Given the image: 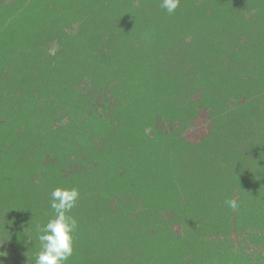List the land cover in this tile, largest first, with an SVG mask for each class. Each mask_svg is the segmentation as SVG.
<instances>
[{"label": "trees", "instance_id": "obj_1", "mask_svg": "<svg viewBox=\"0 0 264 264\" xmlns=\"http://www.w3.org/2000/svg\"><path fill=\"white\" fill-rule=\"evenodd\" d=\"M135 4L0 0V264H264V0Z\"/></svg>", "mask_w": 264, "mask_h": 264}, {"label": "clouds", "instance_id": "obj_2", "mask_svg": "<svg viewBox=\"0 0 264 264\" xmlns=\"http://www.w3.org/2000/svg\"><path fill=\"white\" fill-rule=\"evenodd\" d=\"M180 0H162L161 7L169 14L175 13ZM139 7V0H136ZM79 189L76 187H56L51 194V208L55 215L42 227L38 226V239L41 249L37 253L36 264H65L74 252V232L77 229V219L70 215L79 199ZM225 203L233 210L238 207L235 198Z\"/></svg>", "mask_w": 264, "mask_h": 264}]
</instances>
